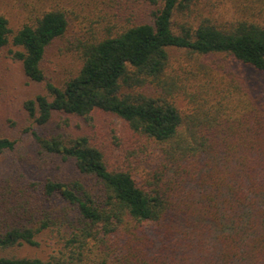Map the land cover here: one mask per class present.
I'll return each instance as SVG.
<instances>
[{"label": "trees", "instance_id": "1", "mask_svg": "<svg viewBox=\"0 0 264 264\" xmlns=\"http://www.w3.org/2000/svg\"><path fill=\"white\" fill-rule=\"evenodd\" d=\"M146 1L160 4L149 21L80 41L83 64L62 87L47 81L42 63L71 10L49 4L17 29L0 13V49L17 46L26 76L47 81L46 94L24 102L29 116L46 124L55 114L90 121L106 112L123 121L124 139L32 130L39 154L72 167L0 177V251L40 246L44 234L57 248L47 258L0 255V264H182L170 254L193 242V197L206 188L216 254L203 264H264V78L248 75L264 72V0L256 12L255 1L242 11L229 5L234 15L225 20L214 5L204 13L200 0ZM185 9L196 13L194 24L176 30L175 14ZM172 49L200 57L196 70L172 66ZM218 54L229 63L222 88L210 84ZM183 95L195 102L186 116ZM15 146L0 137V155ZM166 223L164 235L154 233Z\"/></svg>", "mask_w": 264, "mask_h": 264}, {"label": "rangeland", "instance_id": "2", "mask_svg": "<svg viewBox=\"0 0 264 264\" xmlns=\"http://www.w3.org/2000/svg\"><path fill=\"white\" fill-rule=\"evenodd\" d=\"M249 1H255L252 8L254 12L263 5L259 0H200L201 7H197L205 13L204 6L212 9L214 5V13L225 20L234 15L233 10L229 11V5L236 6L242 11ZM56 3L71 10L69 26L61 38L48 46L42 67L48 76L47 81L61 87L80 70L83 64L82 51L79 49L81 40H98L140 21H149L152 12L160 6L146 0H0V13L5 14L12 26L17 29L25 22H32L44 7ZM186 13H188L187 16ZM195 15L194 10H178L175 14L176 30H179L180 26L186 22V24H194ZM17 49L18 47L13 44L0 49V137L16 141L14 150L0 155V177L14 173L20 168L34 170L48 168L63 174L71 169V162L65 163L57 157L39 154L32 130L47 136L62 134L69 139L89 134L100 142H108L112 136H117L118 142L124 143L121 137L123 121L110 113L95 112L94 118L90 121L75 115L55 114L46 124H39L31 118L24 108V102L35 98L38 94H46L47 81L36 82L26 76L22 62L13 56V51ZM216 56H222L223 59L210 66L213 70H209L210 84L220 88L226 87L229 82V63L223 54ZM171 57L172 66L177 68L183 66L185 70H196V66L201 62L200 57L188 53L185 49H172ZM248 75L256 79L264 78V72L250 68H248ZM204 76L205 74L199 75L198 81L205 80ZM193 89L195 88H190L191 91ZM220 97L221 95L215 93L212 101ZM178 103L184 116L191 112L195 105V102H191L186 95L181 96ZM114 148L116 150L119 147ZM222 164L225 165V160H222ZM198 191L201 192L197 193L193 199L200 215L195 216L193 220L196 225L188 229L189 237H194L193 242L183 244L180 252L170 254L171 258L182 264L208 263L216 254V243L212 238L214 225L207 219V212L212 207L208 197L205 196L209 193V189ZM167 225L168 223L163 224L154 233L159 231V236H162ZM171 227L174 230L172 224ZM40 240V246L23 245L0 251V255L14 254L47 258L56 250L57 241L47 234H44ZM186 245L190 247L187 248Z\"/></svg>", "mask_w": 264, "mask_h": 264}]
</instances>
